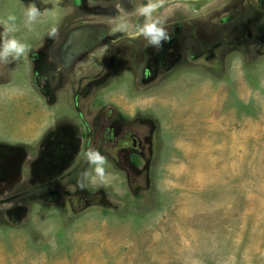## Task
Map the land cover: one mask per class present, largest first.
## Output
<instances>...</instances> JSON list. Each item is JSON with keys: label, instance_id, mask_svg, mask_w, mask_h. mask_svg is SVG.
<instances>
[{"label": "rangeland", "instance_id": "1", "mask_svg": "<svg viewBox=\"0 0 264 264\" xmlns=\"http://www.w3.org/2000/svg\"><path fill=\"white\" fill-rule=\"evenodd\" d=\"M148 2L0 0V264H264V0Z\"/></svg>", "mask_w": 264, "mask_h": 264}, {"label": "clouds", "instance_id": "2", "mask_svg": "<svg viewBox=\"0 0 264 264\" xmlns=\"http://www.w3.org/2000/svg\"><path fill=\"white\" fill-rule=\"evenodd\" d=\"M163 0H149V2L139 9V13L145 18L144 22L138 25L139 33L143 35L148 43L156 49L163 47V43L170 41V36L163 26V22L159 18H153V13L162 5ZM26 25L31 26L37 22L41 16L40 9L35 2L28 5L26 10ZM15 16H9L6 22V27L3 33H0V61H7L9 57L18 59L21 56L28 54L30 46L21 43L15 37L9 38V33L14 31ZM124 27L123 25L121 26ZM58 29L53 27L49 33L50 37H56ZM87 161L95 166V175L101 183H107L108 176L105 170L106 157L100 154L99 151L89 149L85 153ZM84 179H87L88 173L83 174ZM96 181L93 180V183ZM82 188L83 184L80 185Z\"/></svg>", "mask_w": 264, "mask_h": 264}, {"label": "crops", "instance_id": "3", "mask_svg": "<svg viewBox=\"0 0 264 264\" xmlns=\"http://www.w3.org/2000/svg\"><path fill=\"white\" fill-rule=\"evenodd\" d=\"M32 108H27L24 110L23 115L25 114V111L28 110V112L31 110ZM31 115H29V117L27 118L26 123H24L23 125H19V127H21V129L18 127V125H16V127L19 129V133H17V135L14 137V140H23V135L22 133H26L30 130L31 127V123H30V118ZM26 124V126H25ZM30 133V132H29Z\"/></svg>", "mask_w": 264, "mask_h": 264}, {"label": "flooded vegetation", "instance_id": "4", "mask_svg": "<svg viewBox=\"0 0 264 264\" xmlns=\"http://www.w3.org/2000/svg\"><path fill=\"white\" fill-rule=\"evenodd\" d=\"M76 32H77V31H76ZM152 52H153V51H152ZM156 59H158V58H155V60H156ZM146 71H147V70H145V72H146Z\"/></svg>", "mask_w": 264, "mask_h": 264}]
</instances>
